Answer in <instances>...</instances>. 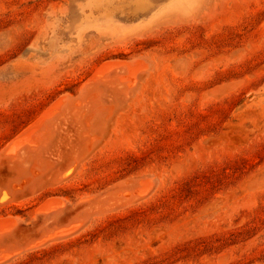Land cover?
Wrapping results in <instances>:
<instances>
[{
  "label": "rangeland",
  "instance_id": "obj_1",
  "mask_svg": "<svg viewBox=\"0 0 264 264\" xmlns=\"http://www.w3.org/2000/svg\"><path fill=\"white\" fill-rule=\"evenodd\" d=\"M0 217V264H264V0H0Z\"/></svg>",
  "mask_w": 264,
  "mask_h": 264
},
{
  "label": "bare ground",
  "instance_id": "obj_2",
  "mask_svg": "<svg viewBox=\"0 0 264 264\" xmlns=\"http://www.w3.org/2000/svg\"><path fill=\"white\" fill-rule=\"evenodd\" d=\"M123 61H115V60H111V61H107V62H110V63H107V62H105V63H107V64H104V65H102V66H100V68L98 69L97 68V71H96V73L97 74H100V73H102L103 72V70H105L106 71V68H108V67H115L116 69H119L118 71H119V73H120V75L119 76H121V79L123 78V79H125L126 80V82L127 83H131L132 84V82H134L135 80V70H136V68L139 66V65H141V63L139 62V65L138 66H134V64L133 63H137V61H135V60H137V59H133L134 60V62L133 61H131V62H129V61H125L124 59H122ZM104 62V61H103ZM139 69V68H138ZM103 74H106V72L105 73H103ZM101 75V76H104V75ZM91 75V74H90ZM107 75V74H106ZM95 76V75H94ZM105 78V77H104ZM119 78V77H118ZM120 82H123V81H120ZM104 83V82H103ZM119 84V83H118ZM134 87V86H133ZM88 90V89H87ZM84 91V90H83ZM86 91V90H85ZM83 95V94H82ZM59 99V98H58ZM63 99H65V98H63ZM57 101V100H56ZM55 101V103H57ZM70 101V100H69ZM73 102H75V101H73ZM60 104V103H59ZM75 107V106H74ZM81 113V112H80ZM38 117V116H37ZM36 117V118H37ZM45 117V116H44ZM35 118V119H36ZM34 119V120H35ZM38 120H41L40 118H37ZM33 122H34V124H33ZM29 124H31V125H28V126H26L27 128H24V131L22 130L21 132H20V134H18L11 142H10V144H9V149L11 150V151H16L18 148H20V146H22V144L26 141V143L28 142V143H31L32 142V144H34V142L33 141H31V140H29V139H31V138H29L30 136H29V133H31V132H33V130H35L36 131V128H34L33 129V127H35V125L36 126H38L39 125V123H38V121H37V123H35V121H32L31 123H29ZM53 125V124H52ZM33 129V130H32ZM49 129V128H48ZM31 136H33L34 137V134H30ZM41 135V134H40ZM29 138V139H28ZM30 142H29V141ZM32 144H29V145H32ZM25 145V144H24ZM23 149V148H22ZM27 150V149H26ZM19 156V155H18ZM144 188H145V186H144ZM54 206L55 205H49V203H46V204H43V205H40L39 207H38V210H40V211H44V212H46V211H49V210H51V209H53L54 208ZM44 214V213H43ZM13 217V216H12ZM14 221V220H13ZM13 221L12 220H10L9 218H3V217H0V238L1 237H3L7 232H9L11 229H12V226H13ZM70 229H72L71 227H65V228H62V229H60V230H58V231H56V233L57 234H63V233H67L68 231H70ZM36 241V240H35ZM28 245V244H27ZM2 257V256H1ZM11 257V256H10Z\"/></svg>",
  "mask_w": 264,
  "mask_h": 264
}]
</instances>
